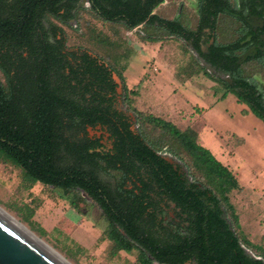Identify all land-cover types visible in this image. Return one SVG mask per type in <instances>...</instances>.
I'll list each match as a JSON object with an SVG mask.
<instances>
[{"label":"flooded vegetation","instance_id":"flooded-vegetation-1","mask_svg":"<svg viewBox=\"0 0 264 264\" xmlns=\"http://www.w3.org/2000/svg\"><path fill=\"white\" fill-rule=\"evenodd\" d=\"M169 40L264 123V0H0V148L60 146L81 186L38 184L137 262L264 264L179 140L130 103L127 65Z\"/></svg>","mask_w":264,"mask_h":264},{"label":"rangeland","instance_id":"rangeland-1","mask_svg":"<svg viewBox=\"0 0 264 264\" xmlns=\"http://www.w3.org/2000/svg\"><path fill=\"white\" fill-rule=\"evenodd\" d=\"M148 58L152 61L146 63ZM192 63L188 49L176 40L161 49H138L134 62L127 65L128 84L138 91L130 103L146 121L172 122L195 134L196 143L233 172L239 189L229 196L231 213L241 236L259 243L264 252V123L249 110L242 112L233 96L215 92ZM155 68L158 71H151ZM0 208L71 264H140L135 252L112 256L97 224L73 210L61 191L40 184L29 188L20 169L2 162Z\"/></svg>","mask_w":264,"mask_h":264},{"label":"trees","instance_id":"trees-1","mask_svg":"<svg viewBox=\"0 0 264 264\" xmlns=\"http://www.w3.org/2000/svg\"><path fill=\"white\" fill-rule=\"evenodd\" d=\"M144 19V18H143ZM142 19H139L135 24H139ZM257 116L262 117L261 114L255 112ZM155 123V129H166L170 136L179 140L185 150L189 153L190 159L195 167L199 168L203 173V178L209 184L216 187L219 195L224 199L228 205V211L231 213L229 207V196L239 189V184L233 172L220 162L210 151L200 147L196 143L195 134L181 132L175 126L168 123ZM51 146L41 145L40 150L34 144H13L6 145L0 148V162L4 164H11L23 174L24 182L29 188H32L38 183H42L48 187H60L68 190L72 186L80 185L77 181L71 182V175L75 172L80 176V167H75L64 161L60 157V146L57 158L51 157ZM234 223L239 225L236 217L231 213ZM32 217V213L29 218ZM219 219V215L216 216ZM124 247H118L111 255H117ZM264 254V252H263ZM146 257L142 255L139 257V263L144 264Z\"/></svg>","mask_w":264,"mask_h":264},{"label":"water","instance_id":"water-1","mask_svg":"<svg viewBox=\"0 0 264 264\" xmlns=\"http://www.w3.org/2000/svg\"><path fill=\"white\" fill-rule=\"evenodd\" d=\"M0 264H63L0 215Z\"/></svg>","mask_w":264,"mask_h":264},{"label":"bare ground","instance_id":"bare-ground-1","mask_svg":"<svg viewBox=\"0 0 264 264\" xmlns=\"http://www.w3.org/2000/svg\"><path fill=\"white\" fill-rule=\"evenodd\" d=\"M0 215H2L5 219H7L10 223H12L14 226H16L19 230H21L23 233H25L27 236H29L32 240H34L36 243H38L41 247H43L45 250H47L50 254H52L54 257H56L59 261H61L63 264H71L66 258H64L60 253H58L56 250H54L50 245H48L46 242L41 240L38 236H36L33 232H31L29 229H27L20 221H18L15 217L8 214L5 210L0 208Z\"/></svg>","mask_w":264,"mask_h":264}]
</instances>
